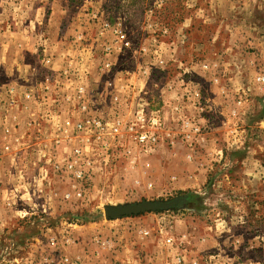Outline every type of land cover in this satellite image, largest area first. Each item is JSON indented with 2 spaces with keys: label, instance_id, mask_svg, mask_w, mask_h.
Listing matches in <instances>:
<instances>
[{
  "label": "rangeland",
  "instance_id": "1",
  "mask_svg": "<svg viewBox=\"0 0 264 264\" xmlns=\"http://www.w3.org/2000/svg\"><path fill=\"white\" fill-rule=\"evenodd\" d=\"M4 4L0 35L17 43L0 63V264H120L107 250L124 228L152 240L142 264H264V0ZM124 98L160 111L159 144L124 154L114 140L75 180L64 164L83 134L66 120L129 113Z\"/></svg>",
  "mask_w": 264,
  "mask_h": 264
},
{
  "label": "built area",
  "instance_id": "2",
  "mask_svg": "<svg viewBox=\"0 0 264 264\" xmlns=\"http://www.w3.org/2000/svg\"><path fill=\"white\" fill-rule=\"evenodd\" d=\"M122 38L124 46L129 47L130 42L128 39L124 35ZM259 80L264 81V75H260ZM79 91L84 92V88L80 87ZM130 98L134 99V95ZM130 98H124L123 101L125 106L128 107L129 113H122L117 110L106 117L88 114L75 124H72L69 119L66 120V129L72 126L70 130L72 138H77L79 134H83L80 137L82 142L73 146L64 164L66 171L71 173L75 180H80L86 176L92 163H95V159L98 160L100 157V160H109L110 155L108 152L114 148V140L120 141L117 145L122 146L124 154L132 153L133 147L138 153L142 154H150L156 149L164 128V120L160 111L151 108L149 102H127ZM202 108L200 106L199 110ZM81 109L89 112L88 104L82 103ZM124 110L128 112L126 108ZM94 139L100 147V151L97 149V154L96 149L93 148ZM57 168H60L59 165H57ZM74 192L78 196L82 195V192L75 188ZM72 195L71 192L66 193L65 197L70 198ZM148 233L147 230L143 232L144 235H148ZM166 241L172 243L173 238L169 237ZM178 261L181 262L182 258L179 257ZM194 264H197V261ZM249 264L253 263L250 262Z\"/></svg>",
  "mask_w": 264,
  "mask_h": 264
},
{
  "label": "crops",
  "instance_id": "3",
  "mask_svg": "<svg viewBox=\"0 0 264 264\" xmlns=\"http://www.w3.org/2000/svg\"><path fill=\"white\" fill-rule=\"evenodd\" d=\"M4 1L5 0H0V13L4 12V9L6 7L4 4ZM14 35H18V34H14ZM2 36H4V37H2ZM19 36H21V35H19ZM35 41L37 42V39H35ZM16 43L17 42H14L13 33L11 32V30H8V31L6 30L3 35H0V49L3 45V50H4V53H2V54L0 53V63H3L2 59H5L4 61L7 60L9 52L11 50H13V47H14V45L16 46ZM3 55H4V57H2ZM0 68H1V66H0ZM123 105H125V103H123ZM1 170L2 169H0V173L2 174V176H0V180L2 179V177H3V180L5 179L4 182L2 183L3 186L5 187L7 184V179H9V176L7 174H6V176H4L3 172H1ZM6 188H4V189H6ZM8 217H9V214L6 211L0 210V234L3 233V231L5 230L4 228L7 225V223H10V220ZM9 232H10V230H9ZM127 232H129V230H127L126 228L121 230L119 233V235H120L119 239L120 240L118 242H115L112 240L113 241V243H112L113 248H111L107 251H116L118 253V256L120 259V264H142L143 261L139 257V252L145 251L146 247H148V246L144 245V242L152 241V240L151 239H145L144 237H142L140 235V233L138 231H134V232L132 231V234H131L132 240L130 242H127L130 239V238H128ZM7 233H8V231H7ZM7 233H6V236H7ZM124 239H126V240H124ZM6 240H7V237H6ZM147 249H149V248H147ZM153 249H155V248H153ZM156 262H157V264H159L160 261L156 260ZM161 264H162V262H161Z\"/></svg>",
  "mask_w": 264,
  "mask_h": 264
},
{
  "label": "water",
  "instance_id": "4",
  "mask_svg": "<svg viewBox=\"0 0 264 264\" xmlns=\"http://www.w3.org/2000/svg\"><path fill=\"white\" fill-rule=\"evenodd\" d=\"M181 198L171 200L169 202H160V201H150V200H141L120 203L117 205H106L105 212L108 218H119L126 215L137 214L139 212L147 210H155L157 208H168L174 204L180 203Z\"/></svg>",
  "mask_w": 264,
  "mask_h": 264
}]
</instances>
